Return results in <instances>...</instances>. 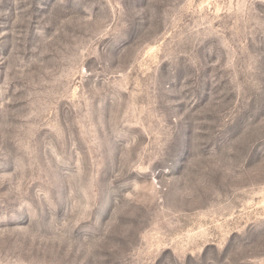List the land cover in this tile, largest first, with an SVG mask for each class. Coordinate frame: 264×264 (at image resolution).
Wrapping results in <instances>:
<instances>
[{
	"label": "rangeland",
	"instance_id": "rangeland-1",
	"mask_svg": "<svg viewBox=\"0 0 264 264\" xmlns=\"http://www.w3.org/2000/svg\"><path fill=\"white\" fill-rule=\"evenodd\" d=\"M0 264H264V0H0Z\"/></svg>",
	"mask_w": 264,
	"mask_h": 264
}]
</instances>
